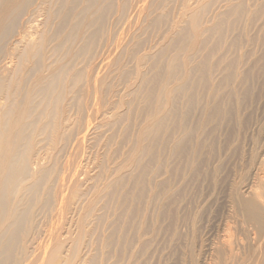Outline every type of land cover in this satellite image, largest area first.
<instances>
[{"label": "rangeland", "instance_id": "obj_1", "mask_svg": "<svg viewBox=\"0 0 264 264\" xmlns=\"http://www.w3.org/2000/svg\"><path fill=\"white\" fill-rule=\"evenodd\" d=\"M94 1L64 9L63 49L50 43L45 61L65 68L70 133L58 150L38 144L41 163L56 156L58 176L77 180L53 221L60 263L264 264L258 225L237 206L264 189V0ZM15 36L4 53L22 51Z\"/></svg>", "mask_w": 264, "mask_h": 264}, {"label": "bare ground", "instance_id": "obj_2", "mask_svg": "<svg viewBox=\"0 0 264 264\" xmlns=\"http://www.w3.org/2000/svg\"><path fill=\"white\" fill-rule=\"evenodd\" d=\"M77 2L78 0H0V264H59L60 260H62L61 256L63 255H61V250L63 248V244H60L61 242L59 243L57 241V237H58L57 230H55L56 227H58L59 225H58V222L55 225L53 221L59 220L60 217L61 216L63 217L64 213H66L68 209V205H70L69 204L70 202L69 193L71 190H73V185H74L75 180L73 179L74 176H72V178L70 179L71 176L68 175L69 173L68 174L66 173L67 171L62 173L61 177L58 176V173H60L58 170L59 168L57 166L58 161L57 163L56 161H54L56 156L53 157L52 162H50L51 160L49 161L50 163H48V161L45 159L46 162L50 164L49 167L47 165L46 166L42 165L41 161L42 160L44 161V157L40 155L39 148H42L44 146L42 145L41 147H38V148L37 146L38 144H40V142H44L45 144H47V146L49 145V147H52L51 151L53 147H54V150H58L57 149L58 145L61 144V142L66 139V137L64 139V135L62 132H64L63 128L66 125L65 121L69 119L68 118L69 114L67 118L64 117V112H62V105L67 98L68 91L66 94L65 92H62L61 90L59 91L58 89L59 85H61L58 74H60V71L62 70V68L63 69L65 68L64 66L62 67V65L60 66V68L59 67L58 68L48 67L49 65H46L45 61H46L47 53H49V51L47 52V49L50 46V43L53 42L54 44V42H57V44L53 47V50L52 49L51 50L53 53L55 54L57 53L58 55L59 53H61V50L63 49V44H64L63 43L64 39L62 37V34H63L62 32L64 31V29H63L62 23H64V26H65V23L67 20V19L65 20L64 17L62 18L63 11L64 9L67 8V10L65 11H68V13L71 12V14L73 15V13H75L74 6L75 5L79 6ZM93 2L95 3L94 0H90L91 6L95 7L94 6L95 4ZM86 4H88V2ZM70 6H72L73 9ZM89 7L90 6H88V8ZM70 9L71 11H69ZM72 15H71V18H72ZM76 18H74V20ZM39 27L45 30L49 28L51 31H49L48 29L47 31L42 30V32H40ZM67 27H68V24H67ZM75 33L76 32H74V34ZM15 35L20 37L17 44L19 43L22 44V51L20 52L16 48L14 49L16 50V53H13V51L12 53H8V52L4 53V50H5L4 48L6 46V43L14 39L13 37H16ZM76 37L77 36L75 35L74 39H76ZM68 39H69V36H68ZM20 44H19V48L21 46ZM10 49L12 48L10 47ZM6 50H7V47H6ZM52 52L51 54H53ZM9 56L14 57L15 60L17 59L15 65L13 64L14 63L13 59H6V57H9ZM50 56H49V59H50ZM5 61H8V62L6 63ZM53 62L55 63L54 60ZM4 63L7 65H5ZM12 65H14V67ZM10 66H12V68ZM58 69H60V71ZM69 70H71V68ZM54 72L57 73L58 77L54 76ZM63 79L64 77L61 80ZM68 83L70 85V82ZM71 83L75 84L73 81ZM95 83L97 82L95 81ZM70 87L71 85L68 88ZM64 89L62 90L64 91ZM90 94L91 93L89 91V97H90ZM74 99L76 100V98ZM86 106L87 105H85V107ZM86 108H90V105L89 107H86ZM92 110L93 109H91V112ZM72 123L73 121L71 122V124ZM69 133L70 132L68 131L67 134ZM73 134L75 135L76 133H73ZM68 136H67V141H68ZM83 137L85 138V136ZM78 139L81 140V138H78ZM77 145L76 144L74 145L75 148ZM79 146L81 145H78V147ZM79 152H81V150L80 151L78 150V154ZM43 153L41 152V154ZM58 153H60V150ZM45 154L46 153H44V155ZM47 159L49 160V158ZM71 159H73V157H71ZM76 163H77L76 166H79V163L78 162ZM76 166L74 167V169L76 168ZM72 168H73V164H72ZM64 169L66 170V167ZM76 181H75V184H76ZM262 185L264 187V181ZM254 188L255 187H253V191H256L254 190ZM257 189L258 191L254 192L255 195L253 193L252 199L251 198L249 199L248 197L246 199H249V200H245V198L238 197L237 206H239V208L242 209L240 210L241 214L243 212L245 213V214L243 213L244 215L242 214L240 216L247 215V219H249L248 222L251 221L253 222L254 225H258V227L257 226L256 227L261 232L260 234H256L257 231L256 233L253 232L252 230L251 231L255 233L256 235H260V238H258V236L256 237V235L254 234L256 237V238L254 237L255 239H260L263 241L264 239V189H261L259 187ZM107 199L109 200V196ZM257 210L262 211L261 213L262 215H260V212H258ZM49 213L51 215V218H50L51 228L48 230L47 226H46L47 228L44 229L45 227H43L44 225H42L43 220H41V218L44 219L45 217L49 215ZM257 214L259 216H257ZM251 227L252 226H250V228ZM228 232H231V231H228ZM44 233H45V236L48 238L47 244L51 245L55 241V246L51 247V249L48 252L47 250L45 251L48 245H46V243L43 241ZM105 241H107V239ZM224 241H226V244L224 245L222 244V245L227 246V248L229 249H226L225 247L224 248L226 250H230L231 252V253L229 252L230 255L233 254L232 255L233 257L236 256L234 253H232L233 247H231V241L230 240L228 241L227 239ZM76 242H77V239H76ZM232 245H237V244L234 243ZM262 245H264V243H262ZM224 248H220L222 249L221 250L222 252L224 251L223 250ZM236 249H234V251ZM236 254H238V252ZM245 260L246 259L244 258V261ZM225 261L227 262L226 259ZM233 263L235 264V262ZM252 263H254V260ZM63 264L65 263L63 262Z\"/></svg>", "mask_w": 264, "mask_h": 264}]
</instances>
